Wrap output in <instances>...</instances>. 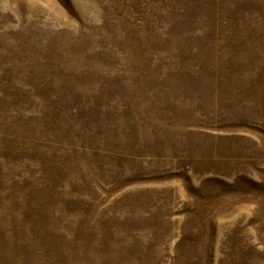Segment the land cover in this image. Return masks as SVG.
I'll return each instance as SVG.
<instances>
[{
    "label": "rangeland",
    "instance_id": "374dc122",
    "mask_svg": "<svg viewBox=\"0 0 264 264\" xmlns=\"http://www.w3.org/2000/svg\"><path fill=\"white\" fill-rule=\"evenodd\" d=\"M0 264H264V0H0Z\"/></svg>",
    "mask_w": 264,
    "mask_h": 264
}]
</instances>
